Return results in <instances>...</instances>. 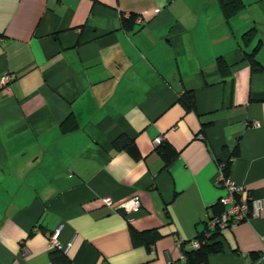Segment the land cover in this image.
I'll return each instance as SVG.
<instances>
[{"label":"crops","instance_id":"0c3cea01","mask_svg":"<svg viewBox=\"0 0 264 264\" xmlns=\"http://www.w3.org/2000/svg\"><path fill=\"white\" fill-rule=\"evenodd\" d=\"M257 47L264 67V0L230 17L219 0H0V80L16 74L0 85V264H53L57 229L67 264H187L182 244L208 228L229 161L260 210L223 229L208 262L264 264ZM121 135L139 159L114 147ZM158 137L180 152L169 167ZM134 196L138 211L118 208ZM134 231L160 236L135 245Z\"/></svg>","mask_w":264,"mask_h":264},{"label":"trees","instance_id":"16d2710c","mask_svg":"<svg viewBox=\"0 0 264 264\" xmlns=\"http://www.w3.org/2000/svg\"><path fill=\"white\" fill-rule=\"evenodd\" d=\"M221 7L225 14L230 17L234 15L241 9V0H219ZM133 18H136L135 15H132L129 20L124 19V22L132 21ZM255 29L247 32V36H254ZM258 47L254 50L253 53L248 54L247 57L252 65L253 72H262L264 71V67L257 61L256 59V51ZM219 66L221 70L225 71L227 69V65L224 61H219ZM181 104H183L187 110H196V99L194 92H185L180 100ZM114 147L119 151L128 152L133 158L139 159L141 157V153L137 148L136 143L130 139L128 136L121 135L114 141ZM157 152L161 155L164 160V166L169 167L173 164V162L179 157V150H177L171 143L162 141L156 148ZM233 155H238V149L235 150ZM232 161L227 163V168L225 170L226 174L230 176ZM224 211V207L219 203L215 206L211 217H217ZM144 234L134 231L133 232V243L138 245L140 243H146L147 245L152 244L157 238H159L160 234L157 231L153 232L152 239L146 241L144 239ZM222 230L220 228H215L213 230H209L208 228L205 232L201 233L197 237V241L200 243L198 248H194L192 246V242L189 249H186L187 243L184 242L182 244L184 260L187 264H209L208 258L211 254H219L224 252V245L221 241ZM51 260L53 264H67L69 263V258L65 254L63 250L54 249L51 251Z\"/></svg>","mask_w":264,"mask_h":264},{"label":"built area","instance_id":"2783aa9c","mask_svg":"<svg viewBox=\"0 0 264 264\" xmlns=\"http://www.w3.org/2000/svg\"><path fill=\"white\" fill-rule=\"evenodd\" d=\"M16 80V74L7 73L1 77L0 85L4 88H10L12 83ZM259 122H254V127H259ZM199 138L203 139L204 135L199 134ZM163 137L155 139L156 144H160ZM227 163H221L218 172V183L226 190V194L219 199V204L224 207V211L217 217L209 216L207 223L208 229L213 230L220 228L221 230L232 227L238 223L248 221L253 216H257L260 210L259 200L254 199L249 190L242 185L237 184L225 172ZM104 203L112 205L111 198H104ZM118 208L123 209L127 214H132L141 208V200L139 196H134L126 202L120 204ZM60 229L55 230L49 234V246L51 250L59 249L66 251L60 242ZM194 248H198L200 243L197 240L192 242ZM184 259V255L181 256Z\"/></svg>","mask_w":264,"mask_h":264}]
</instances>
